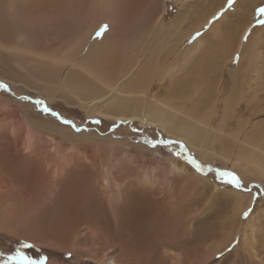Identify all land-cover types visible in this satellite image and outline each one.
I'll return each instance as SVG.
<instances>
[{
	"label": "rangeland",
	"instance_id": "374dc122",
	"mask_svg": "<svg viewBox=\"0 0 264 264\" xmlns=\"http://www.w3.org/2000/svg\"><path fill=\"white\" fill-rule=\"evenodd\" d=\"M29 1L0 0V83L7 85V88H0V180L5 179L6 181H0V186H2L0 189H4L3 187L9 184L12 186L11 191L7 187L10 192L0 194V264H24V261L15 259L17 250L31 257L36 264H40L42 257L46 258L44 264H85L86 261L92 264H109V259L112 258H114L115 264H178L177 259L180 258L179 253L183 248L177 249L170 246L175 243L174 241L184 243L192 240L195 228H199L200 231L204 229L210 216L213 217L212 221L214 219L217 222L219 228L215 237L204 243L205 245L201 247L203 251L200 249L197 256H203L206 253V245L210 246V241L213 242L210 244H214L217 240H231L233 237L230 245H227L221 253L207 263L218 264L224 256L225 259L222 260V263L229 264L231 254L235 251L241 254L243 249L240 247L247 245L241 244L240 238L246 228V242L255 241L256 256L241 259L240 262L243 264H264V244L260 245L262 231L258 227L260 214L263 213L264 184L262 182L264 180L258 175V177L255 176L254 168H249L247 172H244L242 167L237 168L227 164L222 157L218 156L214 159H202L184 141L168 137L155 126H140L137 122L130 121L112 122L100 116L89 117L79 107L73 105L74 101L63 96L64 93L59 91V88L57 90L55 87V91L54 89L46 91L43 80L40 81L37 73L33 74L36 70H24L28 63L38 61L37 58L29 56L26 59H21V51H24L45 56L56 55L57 58L62 56L61 60L70 61L75 57L72 42L78 46L76 51L81 56L93 43L105 38V45L110 46L107 54L105 53L106 55L103 56V53H99L103 48L100 51L97 49L91 54L89 61L93 56H103L106 67L112 70L115 79L123 74L128 64L143 63L150 57L152 59L149 61L154 63L161 61L171 63L178 57L180 62H183L186 57L185 59L188 61L183 66L184 75L193 73L194 69L203 63L214 69L218 66L215 63H219L218 60L222 59L218 51L220 50L221 53L223 49L217 42L218 38L212 34L209 28L214 22L224 21L225 18L222 15L225 12L233 13L231 7L233 8L234 3L229 5L228 0H220L219 4L221 5L216 10L218 12L207 16L205 13L210 12L206 11L208 0H191L182 8L179 7V0H40L36 4L38 12L29 11ZM251 1L244 0L246 4H250ZM259 5V7H264V1ZM7 13H11V15ZM217 13L220 15L213 19ZM252 17L253 14L250 18L252 19ZM172 20L174 21L172 25L175 26V23H178L179 28L174 31L173 35L169 34L168 30H163L161 37L157 38L159 35L157 34L158 24L162 22L170 28L169 22ZM228 20L230 19L228 18ZM262 20H264V16L253 21L256 24H264L260 23ZM204 22L205 24H203ZM200 24L201 28L199 27L200 29L193 36L186 37ZM102 25H107V30L97 36L96 33ZM215 30L217 28L213 29V31ZM88 31V36H85L87 38H78ZM206 32L207 35L209 34L206 36L207 38L205 37ZM239 32L237 31L236 35H239ZM197 33H199L198 36ZM249 33L252 34L247 31L246 36ZM200 37H205L203 48L189 49L188 51L191 53L183 57L177 56L192 46L194 41ZM152 46L154 55L150 54ZM167 48H173L174 53L177 54L167 55ZM71 49H73V54H70ZM238 56L237 53L233 60L238 59ZM154 59H157V62ZM165 59L167 60L165 61ZM121 64L123 65L121 66ZM228 64L229 67H233L234 62ZM223 71L224 75L222 76L226 86L219 93L221 102L216 104L217 113L211 120L214 129L217 128L224 113L223 98L231 88L228 71L226 68H223ZM75 75L85 81L91 80V76L86 74L75 73ZM167 81L169 80L164 79L161 83L155 82L151 86V90L158 100H166L169 97L170 99L181 97L184 100L187 93L191 94L189 86H184L182 83L181 88L172 94L169 92L170 90L166 89L169 86ZM253 86L254 84L251 85V88ZM248 92L252 96L251 93L254 91L249 90ZM258 93L264 99V90H260ZM204 96L201 97L204 98V104H206L208 97ZM53 97L56 98L51 100L50 98ZM37 101L43 103L37 104ZM184 103H186L185 106L189 105L188 102ZM252 103L253 100H251ZM45 106L50 111H43ZM198 109L196 113H199ZM258 110V107L255 106L254 111L245 112L242 110L239 112H243L244 120L249 121L247 124L249 123L250 133L257 132L259 135L256 138L260 136L259 139L264 144V115L260 114ZM64 120L71 123H64ZM235 124L236 117L226 121L223 127V131L226 133L213 140L216 150H219L221 144L224 143V136L233 128L236 129ZM81 131L92 139L86 140L89 138H77L73 135ZM93 136L104 139L105 142L98 141ZM29 141L31 144L25 149L24 146ZM228 141L230 140L226 142ZM112 142L115 147L111 150ZM121 142L126 145H119L118 143ZM171 142L179 144L171 145ZM59 143L67 144V148L60 151L65 159L73 153V150H70L72 147L80 148L77 151L74 150V154L80 155L81 148L85 145L88 147L93 144L104 146L101 157L102 159L108 158L112 163L115 159L119 160L123 156L124 151L122 150L125 148L124 150L132 155L127 160H133L135 163L133 166L137 169L136 173L148 171L150 163L153 161L157 163L163 159L184 164L189 170L178 173L179 175L175 172H169L166 175L167 189L171 186L172 189L175 187L185 196L181 207L184 215L181 220L182 224H178L180 226L176 229L174 221L167 218H165L166 221L165 219L157 221L149 219L150 222L146 224L148 239L138 241V238L131 234L132 228L137 227V222L128 218L124 220L123 228L119 227L114 220L115 214L112 213V210H114V206H116L115 209L118 207V209L124 208L127 211L134 210L135 208L131 207L136 203V193L134 194L133 190L135 188L142 190L145 186L138 185L137 188L133 185L129 188L128 185L132 178L128 177L117 186V189H110L111 192L105 196L100 186L102 180L100 172L91 168L87 161H85V169L80 172L73 165H69L65 171L60 173L58 171L51 178L48 176L50 174L48 166L40 159L54 160ZM142 143L148 146L146 151L136 148ZM107 148L109 149L107 150ZM169 149H171L170 152ZM177 150L184 151L185 158L179 157ZM188 157L195 160L201 168H197L196 164L191 163ZM143 165L146 166L141 167ZM217 170L236 173L241 179L242 187L236 188L227 183L225 178L219 177ZM47 177L50 178L48 182L51 181L54 191L50 198H44L41 194L42 182ZM12 180L17 186L12 183ZM118 180L121 181L119 178ZM35 181L38 184L34 188L32 184ZM125 188L128 189L125 190ZM137 197L142 198L139 194ZM64 206L66 207L64 208ZM167 210L169 212V208ZM236 210L242 211L239 216L237 215V220L233 221L232 215L237 212ZM86 212L89 215L92 213L91 223L83 220L82 216ZM245 212L248 213L247 216H244ZM193 214L195 215L193 216ZM249 219H252L251 222H254L253 224L256 226L254 229L252 228L253 230L247 226ZM163 220L165 224H162ZM73 222H77V224L74 225ZM96 222H102L101 224L105 227L110 226L114 229L103 231V248L91 241L93 239L85 233L84 227ZM74 226H76L75 229ZM232 227L235 229L233 230ZM236 246L238 247L234 251Z\"/></svg>",
	"mask_w": 264,
	"mask_h": 264
},
{
	"label": "bare ground",
	"instance_id": "6f19581e",
	"mask_svg": "<svg viewBox=\"0 0 264 264\" xmlns=\"http://www.w3.org/2000/svg\"><path fill=\"white\" fill-rule=\"evenodd\" d=\"M190 1L191 0H179V7L182 8ZM219 1L220 0H208L206 11L210 12L205 13L207 14V16L218 12L216 10H218L221 5L219 4ZM263 1L264 0H252L250 4H246L244 0H236L233 4V8L231 7V11L233 13L229 14L228 12H225L222 15V17L225 18L224 21L219 20L218 22H214L211 24L209 29L211 30L212 34L218 38L219 41L217 42H219V46H221V49H223L221 50V53L220 50L218 51L220 54L219 56L222 59L218 60L219 63H215V65H218L216 68H214V66L212 65V68L214 69L207 67L206 64L203 63L199 67H196L193 73L184 75L183 66L188 61L185 59L186 57L184 58L185 61L183 62H180L178 57L177 60L174 59L175 61H171V63H168L169 61L167 63L163 61H161L160 63H154L152 61H149V59H152V57H150L149 59L147 58V60L143 63L136 62L130 65L128 64L123 74L115 79V75L113 76L112 70L106 67L103 57L107 54L106 52L109 50L108 47H110L105 45V38H101L99 39V41L97 40V42L93 43V45L90 46L87 50L85 49L86 51L81 56L79 55V52L76 51L78 46L75 42L74 44L72 42L71 44L72 46L74 45L73 49L75 51V57L73 59H70V61L61 60L62 56L57 58L56 55L45 56L42 54L31 52L25 53L24 51H21V59H26L29 56L38 59V61H35L34 63H28L25 68L23 66L22 68H24V70L26 71H30L31 69L36 70V72H33V74L35 75V73H37L40 81L43 80V85H46V91H53V89L55 91V87L57 88V90L59 88V91H62V93H64V95L62 94L63 96L71 99L72 102L74 101L73 105L79 107L89 117L100 116L101 118L112 122L130 121L137 122L140 126L158 127L168 137L184 141L202 159H214L216 156H218L219 158L222 157L224 161L227 162V164L229 163L230 165L237 168L242 167V171L244 172H247L249 168H254V172H256L255 176L258 175L264 180V144H262L261 140L259 139L260 136L256 138L259 135L257 132L250 133L248 129L249 123L247 124L248 120H244L242 114L243 112H239L242 110H244L245 112L249 110L254 111L256 106L259 109V113L264 115V99L258 95V91L264 90V24H256L255 21H253L254 19H258L260 17V15L256 12V9L259 8V4H261ZM39 2L40 0H30L28 3V7L30 6L29 11H37L38 7L36 4ZM41 3L43 4V1ZM7 14L11 15V13ZM252 14L253 17L251 19L250 16ZM228 18L230 20H228ZM173 22V20L169 22V25L171 26L170 28H168L169 26L164 25L162 22L159 23L157 31L158 33L156 32L157 34H159L157 38L161 37L163 30H168V33L173 35L174 31L179 28V24L175 23V26H173ZM203 24H205V22ZM201 26L202 25L200 24L197 25L196 28H192L193 31L186 37L193 36L201 28ZM216 28L217 30L213 31V29ZM237 31L239 32V35H236ZM247 31L252 32V34L249 33V35L246 36ZM88 33L89 31L78 36V38L82 39L86 35L88 36ZM208 35L206 32L205 37ZM205 37L196 39L192 46L188 47L184 52H181L180 55L177 56L183 57L184 55L191 53L190 51H188L189 49L199 50L200 47L203 48L202 45L204 43ZM245 37L247 38L245 39ZM178 43H180L179 40ZM101 48H103L102 52L99 53H103L104 55L93 56L91 57V61H89L91 54L97 49H99L100 51ZM153 48L154 47L152 46L150 53L152 55H154ZM73 49H71L70 54H73ZM174 52L175 50L173 48H167V55H170L171 53H173L172 56L177 54ZM237 53L239 54L238 59L233 60ZM166 60L167 59H165V61ZM155 61L157 62V59ZM230 62H234L233 67H229L228 63ZM122 65L123 64H121V66ZM223 68H226L228 71L231 88L229 87L230 92L226 94L225 97L223 96L224 98L222 104L224 113H221V120L217 125V128L214 129L215 127H213L211 120L212 117L216 116L217 113L216 104L218 102H221L219 93H221L226 86L222 76L224 75ZM75 73L91 76V80L85 81L81 77L76 76ZM164 79L169 80L167 81V84L169 86L166 89L170 90L169 92H171L172 94L176 93L175 91L181 88V83L184 86H189V88L191 89V94L189 95L187 93L184 100L181 99V97H176L177 99H170L169 97V99L166 100H158V98H155V93H153V91L151 90V86L155 82L161 83ZM252 84H254V86L251 88ZM40 89H43V87H40ZM249 90L254 91L251 93L252 96H250L248 92ZM204 95H207L208 97V100H206V104H204V98L201 97ZM54 98L56 97L50 99L52 100ZM62 100L65 101L66 99ZM251 100H253L252 104ZM184 102H188L189 105L185 106L186 103ZM197 109L199 113H196ZM235 117L236 124L234 126L236 127V129L233 128V130H231L228 134H226V136H224V143L221 144L219 150H216L213 146L214 138H219L221 135L226 133L223 131V127L226 121L232 118L235 119ZM85 134L86 133H82L81 131L80 133H76L73 135H75V137L77 138H89L86 140L92 139L91 137L85 136ZM95 136L93 137L96 138V140L98 139V141L104 140L99 139V137ZM227 140L230 141L226 142ZM29 144H31L30 141L25 144L24 148L26 146L28 148ZM118 144L126 145L124 142ZM111 145H113V142ZM57 146L58 150H56V157L54 160H47L46 158L40 159V161H44L45 165L48 166V171L50 173L48 176H50L51 178L53 177L54 173L56 174L58 171L59 173L65 171L69 165H73L76 170L80 172L85 169V161H87L89 162L91 168H95L100 172L102 176L100 186L102 193L105 196L107 195V193L111 192L110 189H117V186L119 184H122L128 177L132 178V180H130V184L128 185L129 188L133 185L136 187L138 185L146 187H144L142 190H137L136 188L133 190V193H136V203L131 206L132 208H135L134 210L131 209L127 211L124 208L118 209V207L115 209L116 206H114V204V210H112V213L115 214L114 220L116 223H118L119 227L123 228L124 220H127L128 218H130L133 222H137V227L132 228L131 234L137 237L138 241H140V239H143L145 241L148 239L146 224L150 222L149 219H152V221H157L159 219L167 218L168 220L174 221L175 226L174 224L173 226L176 229L182 224L181 220L183 219L182 217H184V215L181 207L183 205V201L185 200V196L181 193V191L179 192V190H176L175 187H173L172 189L171 185V187L167 189L168 186L166 175L169 174V172L180 174L183 173V171L189 170V168H187L184 164L178 161H169V159H163L157 163H154V161L152 160L153 162L150 163L148 171H145L144 173H136L135 170L137 169L133 166V160H127V158H131L132 155H129L128 152L124 150V147V149L122 150L124 151L123 156L119 160L115 159L114 163H112L108 160V158L102 159L101 156H103L102 153L104 150L103 145V147L94 144L89 145L90 147H88V145H85V147L81 148L80 155L78 153L74 154V152L79 150L80 148L77 149V147H72L70 148V150L72 149L73 153H70L71 156H68L69 158L66 159L64 156H62V153L60 151L66 149L67 144L59 143ZM114 147L115 145L111 146V150L114 149ZM136 148H138V150H145L146 148H148V146L142 143ZM108 149L109 148H107V150ZM255 155L257 156L255 157ZM146 165H143L141 167H145ZM118 178L121 181H119ZM49 179V177L45 178L44 180L42 179L43 189L41 190V194L44 198H50L52 196L53 186L52 183H50L51 181L48 182ZM0 181H5V179H1ZM12 183L15 184L13 180ZM262 183L264 184V181ZM37 184L38 183L35 181L32 186H34L35 188ZM15 186L17 185L15 184ZM7 187L11 191L12 186L9 184L8 186L3 187L4 189H0V194L10 192L9 190H7ZM127 189L125 188V190ZM26 191L29 192L28 190ZM138 194L142 198H138ZM65 207L66 206H64V208ZM168 208L169 212L167 210ZM241 211L242 210H238L234 213V215H232L233 221L237 220V215L239 216L241 214ZM262 211L263 213L260 214L261 218L258 221V227L262 231V241L260 245L264 244V204L262 205ZM87 213L88 212H86V214L82 216L84 218L83 220L91 223L92 213L90 215ZM194 215L195 214H193V216ZM110 216L113 215L110 214ZM212 218L213 217L210 216L209 220L205 223V228L201 231L199 228H195L196 231L192 240L184 243H177L174 240L173 241L175 243L171 242L172 245L170 247L177 249L180 247L183 248V250L181 249V253H179L180 258H178L180 260L177 259L178 264L179 262L180 264H207L211 262L215 256L221 253L227 245H230L233 237L231 240H217L214 244H210L213 243L210 241V246L207 247L206 245V253L203 256H197V254H199L198 252H200L199 250L201 249V247L205 245L204 243L210 239H213L215 237V234L217 233V229L219 228L217 222L214 221V219L212 221ZM251 220L252 219H249L247 221V226L250 230H253L256 226L253 224L254 222H251ZM73 223L74 225L77 224V222ZM101 223L102 222H96L93 225L85 224L86 226L84 227V229L85 233L89 237H91V239H93L91 241H94L99 247L103 248V231H111L114 229L110 226L105 227ZM162 224H165V222ZM75 227L76 226H74V229ZM232 229L234 230L235 228L232 227ZM244 230L240 237L241 244L247 245L240 247L241 249H243V252H241V254L235 251L240 245L234 248L235 252L231 254V260L229 264H243L242 262H240L241 259L244 260V258L249 259L252 256H256V249L254 246L255 241L251 240L249 243L246 242V228H244ZM61 233L63 234V232ZM66 233L67 232L65 231V234ZM121 249H123V247H121ZM222 258V260L225 259L224 256ZM222 260H220L218 264H223ZM109 264H115L114 258L109 259Z\"/></svg>",
	"mask_w": 264,
	"mask_h": 264
},
{
	"label": "snow or ice",
	"instance_id": "6c2138e0",
	"mask_svg": "<svg viewBox=\"0 0 264 264\" xmlns=\"http://www.w3.org/2000/svg\"><path fill=\"white\" fill-rule=\"evenodd\" d=\"M233 3H234V0H228V4L229 5H232ZM256 12L260 16H264V7L257 8L256 9ZM219 15H220V13H217V16H214L213 19L218 18ZM260 23H264V20L260 21ZM107 27H108L107 25H102L101 28H100V30L96 33V35L97 36L102 35L103 32L107 30ZM196 35H199V33H197ZM246 38L247 37H245V39ZM0 88H7V85H5L3 83H0ZM41 103H43V102L42 101H37V104H41ZM43 111L48 112L50 110L48 109L47 106H45L43 108ZM64 123H71V122L68 121V120H64ZM188 159L190 160L191 163L196 164V167L197 168H201V166L199 164H197L196 161L193 160L191 157H188ZM217 171H218L219 177L225 178L227 183L234 185L236 188H241L242 187L241 179H240V177L236 173L229 172V171H220V170H217ZM247 215H248V213L245 212L244 213V216H247ZM69 255H71V253H69ZM15 259L24 261V264H36V262L33 261L31 257L26 256L20 250H17ZM45 260H46V258H43L42 257L41 260H40V264H44Z\"/></svg>",
	"mask_w": 264,
	"mask_h": 264
},
{
	"label": "trees",
	"instance_id": "16d2710c",
	"mask_svg": "<svg viewBox=\"0 0 264 264\" xmlns=\"http://www.w3.org/2000/svg\"><path fill=\"white\" fill-rule=\"evenodd\" d=\"M175 143H177V142H171L170 144L171 145H175ZM177 144H179V143H177ZM170 150L171 149H169L168 151L170 152ZM177 153L179 154V157H181V158H185V152L184 151H180V150H177ZM175 154H176V152H175ZM177 155V154H176ZM178 156V155H177ZM85 264H92L91 262H88V261H86V262H84ZM5 264V263H4Z\"/></svg>",
	"mask_w": 264,
	"mask_h": 264
}]
</instances>
